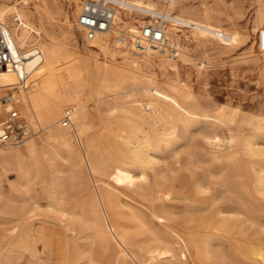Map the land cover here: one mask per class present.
<instances>
[{"label":"bare ground","instance_id":"obj_1","mask_svg":"<svg viewBox=\"0 0 264 264\" xmlns=\"http://www.w3.org/2000/svg\"><path fill=\"white\" fill-rule=\"evenodd\" d=\"M21 1L0 0L14 58L0 71V92L13 91L32 131L0 149V164L21 170L7 191L0 187V263L75 264L65 230L78 224L114 264H264V112L203 102L177 77L193 57L190 44L234 46L239 29L214 20L208 6L173 13L179 0H124L173 13L166 32L181 44L172 55L137 48L145 20L126 9L87 38L77 20L84 0H66L74 3L83 51L48 29L59 0ZM254 4L252 27L264 54V0ZM65 22L73 34L68 15ZM167 70L175 78L160 82L157 72ZM65 168L83 191L71 206ZM89 176L93 187L85 184Z\"/></svg>","mask_w":264,"mask_h":264},{"label":"rangeland","instance_id":"obj_2","mask_svg":"<svg viewBox=\"0 0 264 264\" xmlns=\"http://www.w3.org/2000/svg\"><path fill=\"white\" fill-rule=\"evenodd\" d=\"M4 1L10 4L17 3L18 5H21L22 3L21 0ZM59 1L62 5V9L54 11V18H52V23L48 26V29L53 30L57 35L65 38L67 42L76 45L79 49L84 51L85 42L83 40V33L79 31L78 28H76L75 24L76 16H74L73 12L74 3H70L66 0H64L65 2L63 0ZM254 3L255 0H179V5L174 8L173 12L177 13V11L180 10L183 5L196 7L208 6L213 10V12H215L211 15L214 20L219 21L225 26L234 24L242 33V40L238 44L230 47H219L206 50L202 46L190 44L189 46L191 48L193 57L191 58V60L180 65L179 74L177 75V77L180 79L181 83L185 82L190 87L192 92L194 91L193 94L196 97H199V99H201L203 102L207 101L224 106H230L235 108L239 113H248L249 116H255L256 114L258 115L264 112V54H262L258 50V32L252 27V12L254 10ZM29 4L30 6H32L33 0H29ZM66 15H68V17L72 20V27L74 26L72 28L73 34H70L66 31ZM200 59L206 60V62L204 61L206 65L204 64L203 67H199L198 62ZM207 63H209V65ZM157 73L160 82L162 80V77L171 79L175 78L176 76V74H174L172 70H167L164 74H160L159 71ZM5 93L0 92V99ZM200 97H202L203 99ZM86 102H89L88 105L92 106V108L96 106V101H92L89 98L86 99ZM102 110V113H105V109L102 108ZM68 124L69 122L63 125L66 126ZM33 128L34 130L38 129V127L34 126ZM249 128L250 124H248L247 122L242 123L241 129L242 131L244 130V133H247L249 131ZM37 134H35V136ZM224 136L228 137V132H224ZM4 148V145H0V149ZM84 168L85 171L88 172L86 164L84 165ZM65 169L66 170L64 171V176H68L66 180L70 186L66 184L64 199L67 205L71 206V204L75 202V200L80 196V194H82L83 191L80 190V186L70 180L71 171L69 172L68 168ZM20 173L21 170L14 162L0 164V187L7 191L11 182L15 183L18 181ZM89 180H87L86 178L85 184H87V186L93 187V182L90 176ZM72 183V189L74 188L75 190L69 188L71 187ZM37 189L39 190V188ZM71 191L73 192L70 194ZM40 201L41 204L44 205L45 199L40 198ZM52 216L53 215L50 214V217ZM71 227L74 229L70 228V230L68 231L65 230L71 241V261H73L75 264H114L113 255L109 254L108 256H103L98 249L97 243H92L93 237L90 235L89 229L78 224ZM70 231H72L73 234L72 232L70 233ZM74 231H77L78 234H82L83 236H78L76 234L77 237H74ZM251 231L253 232V230ZM77 243L78 245H76ZM79 244L81 245L79 246ZM188 245L189 248L192 249L191 244L188 243ZM80 247L83 249H87L88 252L92 248L93 259H89V255H87L86 258V253L88 254V252L83 255L77 254L78 251L83 250ZM0 264L6 263L1 262ZM23 264L26 263L24 262Z\"/></svg>","mask_w":264,"mask_h":264},{"label":"built area","instance_id":"obj_3","mask_svg":"<svg viewBox=\"0 0 264 264\" xmlns=\"http://www.w3.org/2000/svg\"><path fill=\"white\" fill-rule=\"evenodd\" d=\"M126 9L134 15L141 16L145 22L138 25L135 34V46L143 48L145 45L165 49L175 55L180 43L168 37L166 29L168 23L174 22V15L161 11H153L147 7L124 0H84L78 15V24L87 38H94L99 32L107 31L118 10ZM9 38L3 28L0 18V71L12 64ZM0 145H19L31 133L32 129L20 113L15 103L13 92L8 90L0 99ZM65 124L69 119H65Z\"/></svg>","mask_w":264,"mask_h":264}]
</instances>
